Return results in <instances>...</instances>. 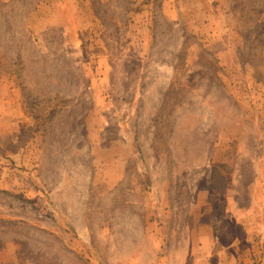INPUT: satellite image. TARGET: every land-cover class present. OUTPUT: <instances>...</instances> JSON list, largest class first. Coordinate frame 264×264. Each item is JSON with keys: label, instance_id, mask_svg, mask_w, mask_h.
I'll return each instance as SVG.
<instances>
[{"label": "rangeland", "instance_id": "1", "mask_svg": "<svg viewBox=\"0 0 264 264\" xmlns=\"http://www.w3.org/2000/svg\"><path fill=\"white\" fill-rule=\"evenodd\" d=\"M0 264H264V0H0Z\"/></svg>", "mask_w": 264, "mask_h": 264}]
</instances>
